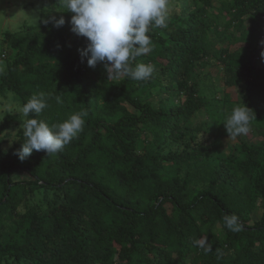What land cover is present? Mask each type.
Here are the masks:
<instances>
[{"label": "trees", "instance_id": "trees-1", "mask_svg": "<svg viewBox=\"0 0 264 264\" xmlns=\"http://www.w3.org/2000/svg\"><path fill=\"white\" fill-rule=\"evenodd\" d=\"M193 1L194 9L169 15L166 28H152V50L131 62L160 64L168 84L154 72L136 81L82 62L78 50L87 39L71 31L70 12L46 13L44 19L62 15L65 24L49 22L46 33L17 39L15 57L0 72V92L11 90L22 104L46 93L49 107L36 118L49 125L77 112L87 116L78 137L53 156L33 150L21 161L23 127L11 147L0 136V264H264V139L244 141V159L220 156L215 166L208 155L215 139L196 135L182 151H156L206 105L192 80L216 56L208 37L214 0ZM225 5L233 23L250 22L261 38L264 0ZM218 59L231 82L241 83L251 124L264 129V66L256 49L244 61L233 60L227 49ZM157 84L165 95L143 100ZM180 93L185 99L179 104L174 96ZM12 119L5 117L0 135ZM23 172L32 178L13 179ZM38 189L63 191V200L29 206L28 196ZM259 199L263 212L254 219ZM231 215L241 231L225 226L223 218ZM205 237L208 252L199 246Z\"/></svg>", "mask_w": 264, "mask_h": 264}, {"label": "rangeland", "instance_id": "rangeland-1", "mask_svg": "<svg viewBox=\"0 0 264 264\" xmlns=\"http://www.w3.org/2000/svg\"><path fill=\"white\" fill-rule=\"evenodd\" d=\"M228 1L230 0H214L213 7L209 9L210 23L213 27L208 37L210 50L216 56L209 58L206 65L198 67L195 79L192 80L195 81L199 96L204 98L206 105L184 123L183 128L186 129L177 138L170 139L162 148H156L157 152L182 151L191 145L192 138L196 135L204 141L215 139L217 147L208 152L210 162L215 166L220 156L231 155L237 160L244 159L246 153L241 148L244 141L258 143L264 139V129L257 124L250 125L247 135L229 137L223 122L234 107L242 106L243 103L247 107L248 105L240 93L241 83L237 80L231 82L225 74L224 64L218 59L219 53L227 49L233 60L244 61L256 49L257 63L261 67L264 66V56H262L264 42L261 41L260 35H257L258 31L250 22H245L239 25L240 27L237 23H233L225 5ZM195 7L193 0H169V15H176ZM60 11H64L63 6L58 5L54 0H0V72L15 57L18 50L15 45L17 39L24 37L30 40L36 33H46L47 24L43 23L44 15L48 12L67 13ZM70 43L71 40L68 41L69 45ZM137 63L153 65L144 58ZM153 66L154 73L160 77L158 78H162L163 84H168V77L163 72L162 66L160 64ZM160 88L158 84L148 87L141 98L156 102L159 97L165 95ZM262 96L261 104H264V91ZM184 99L183 93L174 96V101L179 100V104ZM22 106L21 100L11 90L0 92V126L5 122L7 115L14 118L10 127L0 135L6 140V147L13 146L17 141V132L26 119L18 111ZM31 178L29 173L23 172L15 175L13 179L20 181ZM63 197V191L57 189H38L28 196L26 204L46 207L51 203L62 201ZM262 212V201L259 199L253 218H260Z\"/></svg>", "mask_w": 264, "mask_h": 264}, {"label": "clouds", "instance_id": "clouds-1", "mask_svg": "<svg viewBox=\"0 0 264 264\" xmlns=\"http://www.w3.org/2000/svg\"><path fill=\"white\" fill-rule=\"evenodd\" d=\"M64 11L72 13L71 31L87 39V45L79 49L83 62L95 67L103 64L111 77L124 74L136 81H147L155 71L154 66L131 62L135 58L147 55L152 50L150 31L152 28H166L169 16V0H62ZM60 11V12H64ZM52 22L55 27L65 24L61 15L58 19L50 17L43 23ZM264 56V53H262ZM48 95L40 92L33 95L22 107L19 114L31 116L23 122L24 142L17 151L21 161L27 159L33 150L44 151L53 156L69 145L83 131L86 111L71 114L61 123L49 125L38 117L49 107ZM62 103L60 96L55 97ZM256 118V117H255ZM253 119V111L244 103L233 108L231 114L223 121L229 137L247 135ZM225 226L233 232L242 230L243 225L236 215L225 216ZM205 237L199 246L206 252Z\"/></svg>", "mask_w": 264, "mask_h": 264}, {"label": "built area", "instance_id": "built-area-1", "mask_svg": "<svg viewBox=\"0 0 264 264\" xmlns=\"http://www.w3.org/2000/svg\"><path fill=\"white\" fill-rule=\"evenodd\" d=\"M261 41L264 42V33L261 35Z\"/></svg>", "mask_w": 264, "mask_h": 264}]
</instances>
